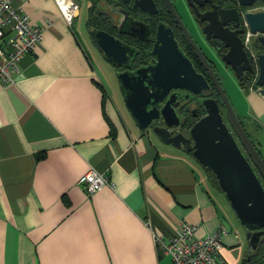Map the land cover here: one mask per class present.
<instances>
[{
	"label": "crops",
	"instance_id": "0c3cea01",
	"mask_svg": "<svg viewBox=\"0 0 264 264\" xmlns=\"http://www.w3.org/2000/svg\"><path fill=\"white\" fill-rule=\"evenodd\" d=\"M17 3L51 25L0 86V264H171L153 234L182 221L199 237L224 228L215 264H242L245 232L191 155L127 122L52 0ZM248 99L264 123V99ZM88 170L112 187L87 194L77 181Z\"/></svg>",
	"mask_w": 264,
	"mask_h": 264
},
{
	"label": "water",
	"instance_id": "95a60500",
	"mask_svg": "<svg viewBox=\"0 0 264 264\" xmlns=\"http://www.w3.org/2000/svg\"><path fill=\"white\" fill-rule=\"evenodd\" d=\"M164 1L168 10L174 14L186 40L206 68L225 108L228 122L241 140L249 159L241 151L223 121L218 101L204 94L210 88L208 81L204 75L196 71L190 59L178 46L168 26L163 23L157 26L150 52L153 57L152 62L134 70H129L136 55L134 48L95 27L89 29L90 38L107 63L115 68H127L115 72V78L124 105L135 126L139 130L151 129L164 144L176 149L182 148L200 167L213 174L237 222L245 232L248 245L247 257H249L257 249L260 238L264 236V158L246 135L210 64L182 25L175 9L169 0ZM134 6L150 13L156 11L152 0H134ZM227 11L229 10H220L218 21L221 27L226 21L224 16ZM116 12L127 14L121 8H117ZM245 18L250 32L258 34L260 42L264 43V12L246 14ZM216 19H218L217 14ZM126 20L130 28H123L121 32L136 35L139 27L143 26L144 37H147V28L144 25L130 18ZM211 23L204 27L207 35H210ZM211 35L220 39L227 48L221 56L222 60L237 76L242 71L250 69L242 42L236 36V32L222 29L212 32ZM258 68L256 85L259 87V96L264 99V54L258 55ZM178 90L183 91L185 93L183 94L190 99H194L204 111V115L190 126L188 137L182 133L170 132V129L179 125L175 105L180 97L184 99L183 94L175 93ZM161 103L163 104L159 108ZM159 117L163 125L151 127L152 121Z\"/></svg>",
	"mask_w": 264,
	"mask_h": 264
},
{
	"label": "flooded vegetation",
	"instance_id": "af4514ba",
	"mask_svg": "<svg viewBox=\"0 0 264 264\" xmlns=\"http://www.w3.org/2000/svg\"><path fill=\"white\" fill-rule=\"evenodd\" d=\"M152 1L156 10L155 13L143 11L140 7L134 6V0H90L91 3H94L98 16L100 17V15H103V25L106 32L135 49L136 55L129 70H134L139 66H143L152 62L153 57L151 56L150 52L153 46V41L155 40V33L159 23H163L171 29L178 46L190 59L196 71L204 75L208 81L210 88L205 91L204 94L218 101L223 121L228 126L241 151L248 158L246 151L242 146L241 140L238 138L228 122L225 108L211 82L206 68L203 66L193 47L186 40L185 35L174 14L168 10L164 0ZM178 1L183 2L188 15L187 18L186 14H182V12L179 10L177 2L175 0H169L170 4L175 9L182 25L191 36L201 54L210 64V67L215 73L218 81L220 82L219 69L228 71L234 76L237 84L241 88L243 87L240 85V83L248 85V91L259 96V87L256 85V79L259 73L258 55L264 54V43L260 42L258 34L255 35L250 32L245 15L263 13L264 0H243L246 3H242L240 0ZM117 8H121L122 10L126 11L127 14L124 15L116 12ZM224 9L229 11L225 13L224 17L226 21L221 27L218 20L220 10ZM216 14L218 15V19H216ZM128 18L134 22L144 25L147 28V37H144L143 33L145 28L143 26L139 27V32H137L136 35L128 34L127 32H121L123 28H130L127 25L128 20L126 19ZM210 22H212L210 25L211 31L209 33L210 35H207V31L204 29V27ZM222 29L227 30V32H236V36L242 42L250 69L242 71L239 76H237L228 65H225L222 60L221 56L227 51V48L224 46L223 42L218 38L212 37L211 35L212 32L218 30L222 31ZM145 47L148 49V51ZM143 50L146 51L144 52ZM109 65L112 67L114 75L117 71L127 70V68H115L111 64ZM175 93L182 95L184 92L178 90V92ZM162 104L163 103L160 104L159 108ZM197 106L198 104L194 101V99H190L187 95H184L183 100L180 97V99L177 101V104L175 105V110L179 117V125L176 128L170 129L172 134L182 133L185 137H188V133H185L183 128L185 129V127L189 126L187 125V121H191V119H194L196 116ZM236 114L240 124L246 132V135L253 145L260 150V155L262 156L261 146L263 143H260V141L264 140V123L257 121L254 119V117L251 120L249 117L240 116L237 112ZM254 122H256L257 125L251 126L252 124H255ZM162 125L163 121L159 117L158 119L152 121L151 127ZM179 150L187 153L182 148Z\"/></svg>",
	"mask_w": 264,
	"mask_h": 264
},
{
	"label": "built area",
	"instance_id": "2783aa9c",
	"mask_svg": "<svg viewBox=\"0 0 264 264\" xmlns=\"http://www.w3.org/2000/svg\"><path fill=\"white\" fill-rule=\"evenodd\" d=\"M62 19L71 26L79 6L75 0H52ZM33 23L17 0H0V86L13 84L20 73V60L43 38L45 27ZM77 184L87 193L102 186L112 187L105 174L88 170L80 176ZM197 226L182 221L175 232L163 237L153 234L156 249L170 257L171 264H215L222 248L224 228L199 237Z\"/></svg>",
	"mask_w": 264,
	"mask_h": 264
},
{
	"label": "rangeland",
	"instance_id": "374dc122",
	"mask_svg": "<svg viewBox=\"0 0 264 264\" xmlns=\"http://www.w3.org/2000/svg\"><path fill=\"white\" fill-rule=\"evenodd\" d=\"M80 7L79 10V16L74 19L73 21V28L78 34V37L82 41L83 45L86 48V51L90 57V60L93 64L94 70L98 74L100 81L103 83L104 87L106 88L107 95L112 98V100L119 103V105L122 108L123 114L126 117V120L129 124H133V120L129 116V113L124 105L123 99L121 97L120 91L117 89V86L115 87V75L113 73L112 67L104 60L103 56H101V53L97 50V48L93 45L89 30L86 27V19H87V7L89 5L88 0H75ZM178 4L179 10L182 12V14H186V18L188 17L186 9L183 5V2L175 0ZM219 75H220V84L232 104L233 108L236 110V112L240 116H246L249 117L251 120L256 119L255 114L253 113V109L251 108L249 99H248V93L249 91L245 88H241L237 82L234 76L229 73L228 71H224L219 69ZM196 112V116L194 117V122L198 120L201 116H198ZM251 115V116H250ZM253 115V116H252ZM258 121V120H257ZM255 125H257L256 122H254ZM191 126V125H190ZM190 126L183 128V131L185 133H188V130ZM262 156L264 158V148L262 149ZM242 233V231H241ZM245 236L243 237V239ZM246 241V238L244 239V242Z\"/></svg>",
	"mask_w": 264,
	"mask_h": 264
},
{
	"label": "trees",
	"instance_id": "16d2710c",
	"mask_svg": "<svg viewBox=\"0 0 264 264\" xmlns=\"http://www.w3.org/2000/svg\"><path fill=\"white\" fill-rule=\"evenodd\" d=\"M96 7L94 6V3L91 4V7L89 9V19L87 24L90 27H95L97 29H101V30H105L104 25H103V15H100V17L98 16V13L96 12ZM146 48V47H145ZM147 49V48H146ZM144 52L146 50H143ZM148 51V49H147ZM145 55V54H144ZM143 55V56H144ZM240 85L245 88L246 90H248V85H244L242 83H240ZM197 114L198 116L204 115V111L202 109L201 106H197ZM194 123V119H191V121H187V125H192ZM251 126H256L255 124H252ZM185 127V126H184ZM258 151L259 149L256 148ZM260 152V151H259ZM41 154V153H40ZM37 154L38 157H40L41 155ZM192 157V156H191ZM193 158V157H192ZM202 168V167H201ZM202 170L206 173L207 179L209 181V183L214 186L219 192L222 193V191L220 190L217 181L215 179V177L213 176V174H211L209 171L205 170L204 168H202ZM223 194V193H222ZM224 196V195H223ZM226 199V198H225ZM228 202V201H227ZM229 204V203H228ZM231 208V207H230ZM232 210V209H231ZM233 212V211H232ZM234 214V213H233ZM235 216V215H234ZM242 264H264V236H262L260 238L259 244L257 249L251 253V255L247 258L244 259V261L242 262Z\"/></svg>",
	"mask_w": 264,
	"mask_h": 264
}]
</instances>
